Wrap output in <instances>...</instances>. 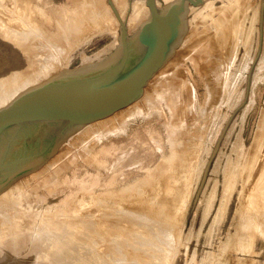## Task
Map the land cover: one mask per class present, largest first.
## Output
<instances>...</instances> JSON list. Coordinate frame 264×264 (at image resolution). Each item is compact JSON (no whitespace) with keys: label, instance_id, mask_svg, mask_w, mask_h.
<instances>
[{"label":"rangeland","instance_id":"374dc122","mask_svg":"<svg viewBox=\"0 0 264 264\" xmlns=\"http://www.w3.org/2000/svg\"><path fill=\"white\" fill-rule=\"evenodd\" d=\"M212 1L213 3L210 6L208 3ZM250 1V3H252H249L250 7L244 5L246 8L243 6L241 9L242 4H240L241 6L237 5L239 6L238 9L240 8L237 10V8L233 6L234 2L232 3V1H230L229 3V0H204L200 7H193L195 10H189L187 17L188 30L183 36L181 43L176 48L174 54L170 57L171 60L169 58L164 65L165 68L163 66V69L159 70L147 84L140 97L142 99H138V102L141 100L140 104L142 105V108L145 106L143 113L137 114V116H124L125 118L123 117L118 121L120 122L123 119L129 118L124 126L125 129L118 130L116 135L115 133L107 135L104 139L102 138L100 140L101 142L99 141L98 144H96V149L99 150L97 151L99 159L96 157L95 160H91L92 163L82 158H78L73 162L71 161V158L75 156L74 152L82 151L85 143L84 141L91 139L88 132L85 133L87 130L86 128L99 127V125L96 124L113 121L114 118L116 119V116L120 117L119 115H121V113L130 109L128 107L132 108L136 106L137 104L134 105V103H137L136 101L124 108L125 110L121 109L108 118H105L106 120L112 118L109 121L104 120V122H102V119L101 121L93 122V124L91 123L92 125L88 124L82 126L78 129L79 131L76 130L61 143L56 153L51 155L38 169H42L47 165L49 166L51 162H56L54 161L56 158L58 159L57 162L64 161L63 163L67 164L68 168L66 167V170H61L58 179L59 181L56 183L57 187H54L55 189H46L42 186L41 188L35 186L38 190H32L33 193L27 199V203L23 202L24 204H28L27 209L30 207L33 213H30L28 216V223L26 222V225L28 224L26 228L29 230V233L26 234L25 238L23 236L24 243L21 247L12 249H9L8 247L5 248L6 251H3L4 255L2 256V253L0 254V264L51 263L52 260L45 257V255L50 252L47 251L48 246H45L47 244L41 243L42 240L39 241L37 236L38 220L41 211L45 206L51 204L58 205L59 202L62 201L60 200L61 198H67V204L75 198L78 200L87 198L84 196L85 194H83L85 191L87 194V188L88 190L95 189V187L97 189L121 188L120 186L126 182L133 181L132 178H135L137 173H144L147 165L154 166V163L159 161L161 157L166 155L170 156L169 154L173 149L172 141L174 135H169L168 132H170V130L168 129L169 127L171 128V122L175 123V121H177L175 118L182 120V123L186 128L182 135V138L184 137L182 140H184V149L188 150L189 148V152L186 154V158H188L186 165L182 168L183 170L180 169L181 175L179 173V178L176 177L174 185L173 183L171 184L173 189L171 191L173 192L168 193V196L165 193V196L167 198L169 197V201L174 202L173 211L176 214V218H179L180 222L178 224H181L180 228L183 230L182 233H184L180 235V239L182 240H180L177 246L178 252L176 253V259L174 258L175 263L173 261V264H264V225L259 224L252 234L249 233V236L246 232L243 234L240 230L243 210L246 209L245 206H249L248 204L250 203L248 200H250V194L252 191H255L254 187L259 184L258 182H260L263 173L261 171L264 170V0ZM227 3L229 6H227ZM6 5L7 3H4V6H1L0 4V17L1 15H5ZM254 5L255 7H253ZM233 7L237 11L233 9ZM221 9H229L228 14L231 18L227 21L228 29L225 31L226 36H224V32L220 33V26H218V17L221 13ZM244 10H246L247 13ZM232 11H236V16H234ZM234 18H236L237 21H234ZM240 20H244L242 21V26L239 24L242 28L238 25ZM236 22L237 26H239L237 33L234 32L233 28L231 29L233 26L232 23H235L236 25ZM230 25L231 27L229 28ZM116 29L117 28L115 27L114 33L111 30L98 32L94 34L90 40L83 42V44H81L72 54L67 67H75L85 63L82 58L83 52L87 55L90 54L89 56H91L93 53L95 54L96 51L98 52V50L100 51L101 48L103 49V47L106 46L109 47L106 52L102 53L101 58L112 52L119 44V42L116 41L111 47V43L117 40L118 30ZM1 33L2 32L0 31V75L13 71V69L16 70L20 68L24 64V61L28 65L34 61L36 56L33 50L30 52L31 49H27L28 46L26 47V45L19 47L21 42L17 40L19 41L17 44L16 39V42L12 40L11 43L9 40L11 38L8 39V36ZM238 33L242 37H239V35H237ZM245 34H247V36ZM245 37H247V40L244 39ZM21 45L24 44L22 43ZM26 56L30 58H27ZM101 58H96L97 60L94 61H98ZM245 58H247V60ZM29 59L31 61H29ZM242 61H246L245 64L247 65L243 64L241 68L240 64H242ZM247 61H250V63ZM34 62L37 63V61ZM18 64L20 67L17 66ZM212 66L213 69L211 68ZM233 71L235 74L232 73ZM238 73L242 74L240 75ZM227 74H232V76L230 77ZM235 75H237L236 81H234ZM229 77L230 81L232 79L236 84L233 82L229 84ZM168 83L169 85H175L176 88L178 87V90L175 89L176 94L171 92V95L168 93L165 95L166 97H160L156 94V98H154L156 101L149 104L150 102L147 101L149 99L146 100L145 98L152 95V93L154 95L155 88H160ZM224 94L225 98L223 96ZM175 99L177 101H175ZM232 99L233 101H231ZM172 112H175L174 117L171 116ZM82 128L85 131H83L84 134H82ZM137 132L146 139V147L143 151H145V154L149 152L148 158H150L148 159L146 156V158H144V160L146 159L145 161L140 160L141 154H137V157H135L133 162L123 167L121 164L123 163L122 161L125 160L119 162L115 159L112 160V158H114L113 156L122 145H126L129 139L135 138V136L132 135ZM156 136L159 137V139H157ZM103 145L105 148L102 147ZM135 146L131 147L129 150L134 149ZM97 147L100 148L98 149ZM100 149H107V151L104 150L105 155ZM154 154L155 156H153ZM65 158L68 162L64 160ZM100 160L102 164L105 161V164L99 165L98 161L100 162ZM188 163L190 164V168ZM113 165L114 168H112ZM196 166L198 167L196 168ZM193 167H195V169ZM37 170L30 172L31 174L28 173L24 175V177L22 176L21 178H24L23 184H35L39 177L31 178V175ZM230 170H234L233 174L235 175L231 176ZM195 172H197L196 175ZM258 173L260 176L257 175ZM128 174L131 175V177L128 176ZM192 174L197 176L196 179ZM182 175L185 176L182 177ZM25 176H30V178H25ZM110 176L111 178H114L111 179ZM116 177L119 179L121 178V181H118L119 179H116ZM230 177L233 179L232 185L229 184ZM165 181L166 179L164 176L160 175L155 177L157 186L162 184L166 187L167 183H165ZM112 184L114 186H112ZM152 186L145 185V189H143L144 193L149 196H156L158 187L154 188ZM61 187H63V189ZM34 191L35 193L37 191V193L35 194ZM188 191L191 193L190 201L186 212L183 211L182 213V204ZM71 192L72 194H69ZM64 195H66V197ZM132 196L134 195L131 193V197ZM149 196L147 197L149 198ZM44 197L46 198L44 199ZM31 198H33V200ZM85 209L86 213L88 211H93L95 210V205L90 203ZM183 214L185 215L184 220H182L184 216ZM36 216L38 219L35 218ZM180 217H182V219H180ZM74 218L75 217H70L69 219ZM41 238L46 242L45 236H41ZM80 254H82L78 256L80 259L81 257L87 258L86 256H89L84 248H82ZM46 261L47 263H45ZM81 263L90 264L88 261Z\"/></svg>","mask_w":264,"mask_h":264},{"label":"bare ground","instance_id":"6f19581e","mask_svg":"<svg viewBox=\"0 0 264 264\" xmlns=\"http://www.w3.org/2000/svg\"><path fill=\"white\" fill-rule=\"evenodd\" d=\"M112 1L115 4L121 18L127 21L128 31L130 34H133L135 31H137V29L140 27L142 22L146 18H148L150 15V9L146 4V0H112ZM170 1L172 0H157V3L160 6H164ZM230 1H232V3L234 2L233 6L237 8V10L240 9V8L238 9V7L241 6L240 4H242L241 9L244 5L245 6L248 5V7H250L249 5L252 4L250 3L251 2L250 0H229V3ZM4 3H7L6 13H4L5 14L4 16L1 15L0 17V31L4 35L8 36L7 37L8 39L11 38L9 39L11 43H12V40L15 41L16 39V41L19 40L21 42L19 47L26 45V47L28 46L27 49L28 48L31 49L30 52L33 50L36 56L34 61H37V63L33 61L34 63L33 62L30 63L29 64L30 66H29L24 61V64L22 63L23 65L21 66L22 68L18 64L17 66H19L20 68L16 70L13 69V71H9L3 75L2 74L0 75V106L9 102L19 92L26 89L27 87H30L34 84L42 82L45 79L49 78V76L51 77L52 75L56 74L59 70L67 67L72 57V54L78 49V47L81 44H83V42L90 40L92 36H94V34L101 32V31H106V30L107 31L111 30L114 33L115 27H116L117 28L116 30H118V36H117V40L111 43V47L116 41L120 42L119 40L120 21L116 13L114 12L113 8L111 7L110 3L108 2V0H0L1 6H4ZM212 3L213 1L208 4L211 6ZM201 5L202 4L191 5L189 7L190 8L189 10L191 9L195 10L194 9L195 7H200ZM227 6H229V4ZM234 7L233 9H235ZM253 7H255V5ZM226 9L225 10L221 9V13L219 14V17H218V20H219L218 26H220L219 30H221L220 33L224 32V34H225V31L228 29L227 21L231 19L228 14L230 8L228 10ZM244 11L246 12V10ZM235 12H233L234 16H236ZM238 12H237V15H238ZM234 21H237V19L234 18ZM242 21L240 20L238 25L240 24L242 26ZM232 25L233 26L231 27L230 25L229 28L230 27L231 29L233 28L234 32L237 33L240 25L237 26V22H236V25L235 23L234 24L232 23ZM247 34L245 35L247 36ZM237 35H239V33ZM224 36H226V34ZM239 37H242V36L239 35ZM246 38L247 37H245L244 39ZM19 41H17L16 43L18 44ZM22 43L24 45H21ZM108 47L109 46L103 47V49L101 48L102 50L100 49V51L99 50L98 52L96 51V53L95 54L93 53V55L91 56H89L90 54L87 55L86 53L83 52L82 53L83 62L84 61L85 63L93 62L94 60L101 58L102 53L106 52ZM27 49L26 51L28 52ZM27 52H23V53H27ZM27 58H30V57H27ZM245 59L247 60V58ZM29 61L31 60L29 59ZM245 62L242 61V64H240L241 68H242V65L245 64ZM248 63H250V61ZM211 68L213 69V66ZM241 68H240V71H241ZM232 73H234V71ZM234 74H233V79H234ZM238 74L241 75L242 73H238ZM227 75H229L230 77L232 76V74L231 75L227 74ZM236 76L237 75H235L234 81H236L237 79ZM230 77L228 78L229 81H230ZM231 82H233L232 79L229 82V84H231ZM177 88L175 85H169L168 83L165 86L164 85L161 86L160 88H155L154 90L155 94L153 95L152 93V95H149L145 99L146 100L149 99L147 101H149L150 102L149 104H151L152 102L156 101V99H154L156 98V94L157 96H160V97H166L165 95L168 93H170L171 95V92H174L173 94H176L175 89ZM223 96L225 98V94ZM240 98H241V95H240ZM140 101L138 102L137 100L136 101L137 103H134V105L137 104L136 106L132 108L128 107L130 109H128L124 113H121V115H119L120 117L116 116V119L114 118V120L111 122L103 123V124H100L99 122H98L99 124L95 123L96 125H99V127L96 126L92 128L90 127L86 128L87 127L86 126L84 127L88 130L87 131L85 129L86 132L82 128L83 129L82 132L83 131L85 133L88 132L91 139H87L84 141L85 143H84V147L82 148V151L75 150L76 151L74 152L75 156L71 158V161L73 162L74 160H77L78 158H82V159H85L91 162V160H95L96 157L98 158L99 154L97 153V151L99 150L96 149V144H98V142L102 138L104 139V137H106L107 135H110L113 133H115L116 135V132L118 130H122L123 128L125 129L124 126L126 124V121L129 118L127 117L128 119H123L122 121L118 122L124 116L125 117L135 116V115L137 116V114H142L145 106L142 108ZM175 101L177 100L175 99ZM231 101H233V99ZM174 114L175 112H172L171 116L174 117ZM111 119H107V120L109 121ZM175 119H177V121H175V123L171 122V128L169 127L168 129L170 130V132H168L169 135H172V134L174 135L173 137L174 139L172 141L173 149L171 150L169 154L170 156L166 155L169 158L164 156V157H161L159 161L154 163V166L147 165L144 173H137L135 175L136 177L132 178L133 181L126 182L125 184L120 186L121 188L117 187V188H112V189H97L95 187V189H89V190L87 188L88 195L86 194V191L83 192V194H85L84 196L87 198L79 199V200L75 198L73 201L68 202V204L66 201L67 198L66 199L61 198L60 200L62 201H60L58 205L51 204V205L45 206V208L41 211L40 218L38 220L37 236H38L39 241L42 240L41 243H46L47 245L45 246H48L47 251H50V252H48L45 255V257L47 259L52 260L51 263L49 264H82L81 262H84V261H88V263L90 264H113V262L114 264H173L174 258L176 259L175 257L176 253L178 252L177 246L180 240H182L180 239L181 238L180 235L184 233H182L183 230H181L180 228L181 224H178L180 220L179 218H176V214L173 211L174 202L169 201L170 199H168L169 197L167 198L165 196V193L168 196V193L173 192L171 191L173 190L171 184L173 183L174 185V182L176 181V177L179 178V173L181 175L180 169H182L184 165H186V162L188 159L186 158V154L187 152H189V148L188 150L184 149V146H183L184 140H182L184 138V137L182 138V135L184 134L186 128L184 124L182 123V120H180L179 118H175ZM104 120L106 119H103L102 122H104ZM84 132L82 134H84ZM132 136H135V138L129 139L128 142L125 138L127 144L126 145L124 144L125 146L122 145L120 149L117 150L116 154L114 156L112 155L114 157L112 158V160L115 159L119 162H121L122 160H125V161H122L123 163L121 164L123 165V167L133 162L135 157H137V154L139 155L141 154L140 160H144L146 156L147 158L149 156L148 155L149 152L145 154L144 153L145 151H143L145 150V147H146L145 146L146 139L142 135L138 134V132ZM157 139H159V137H157ZM133 146H135L134 149L129 150ZM102 147H104V145ZM107 149H103V150L100 149V151L104 153V150L107 151ZM153 156H155V154ZM57 160L58 159L56 158L54 159V161L56 162H53V163L51 162L49 166L48 165L44 166L42 169H38L36 172H33V174L31 175V178L39 177L37 178V182L35 184L34 183L33 185L23 184L24 178H21V179L19 178L18 181H15L14 184L10 185L6 190L0 193V254L2 253V256L4 255L3 251L7 247L9 249L21 247V245H23L24 243V238L26 237V234L29 233L28 232L29 230L26 228L28 225V224L26 225V222L29 220L28 216L30 215V213L31 214L33 213L29 206H28L29 208L27 209L28 204H24L23 202L27 203L28 201L27 199L33 193L32 190L36 189L35 186H39L40 188L42 186L46 189H50V188L52 189L54 187H57L56 183L59 181L58 179L60 177L59 175L61 174L60 172L62 169L64 170L67 167V164L63 163L64 161L63 162L58 161L59 162L58 163ZM64 160L67 161L66 158ZM100 162L98 161L99 165L105 164L104 163L105 161L103 162V164L102 162L101 163ZM114 165L112 168H114ZM197 167L198 166H196V168ZM189 168H190V164H189ZM193 168L195 169V167ZM233 171L234 170H230L231 176L235 175L233 174ZM261 172L263 173L261 175L260 182H258L259 184H257V186L255 187L253 186L255 191H252V193L250 192L251 194L249 193L250 200H248V202L250 204H248L249 205L248 207L245 206L246 209L243 210L242 220L240 219L241 220L240 230L241 232H243V234L244 232H246L248 236L254 232V230L259 224L264 225V170ZM196 174L197 172H195V175ZM160 175L165 177L166 179L165 183H167L166 187L163 186L162 184L161 186L160 183H159L160 186H157L155 182V177L160 176ZM257 175H259V173ZM128 176L131 177V175L129 174ZM184 176L182 175V177ZM196 177L197 176H195V179ZM25 178H30V176L29 177L25 176ZM117 178L118 177H116V179ZM120 179L118 181H121ZM232 180H233L232 177H230V180H229L230 185L233 184ZM115 183H116V180H115ZM145 185H151V186L153 185L152 187L154 188L158 187L157 188L158 192L156 191L157 195L149 196L146 193H144L143 189H145L144 188ZM112 186L114 185L112 184ZM61 188L63 189V187ZM82 190H85V189H82ZM187 190H190V189H187ZM131 193L134 196L131 197ZM69 194H72V192ZM171 194H174V193H171ZM190 195L191 193H189L188 191L186 193V197L184 198V202L182 204L183 205L182 213L183 211L186 212V209L189 204L190 197H191ZM64 196L66 197V195ZM147 196H149V198ZM45 198L46 197H44V199ZM31 199L33 200V198ZM90 203L91 204L93 203L95 205V210L88 211L86 213L85 208ZM221 208H222V205H221ZM82 210H85V211H82ZM68 217L69 218L75 217V218L69 219ZM184 217L185 215L183 216V219L182 217H180V219L184 220L185 219ZM35 218H37V216ZM41 236L42 237L45 236L46 242L43 241V238H41ZM82 248L86 249L87 253L89 254V256L88 255L86 256L87 258H82L80 256L81 257L80 259L78 257L79 255H82L80 254L82 252ZM45 263H47V261Z\"/></svg>","mask_w":264,"mask_h":264},{"label":"water","instance_id":"95a60500","mask_svg":"<svg viewBox=\"0 0 264 264\" xmlns=\"http://www.w3.org/2000/svg\"><path fill=\"white\" fill-rule=\"evenodd\" d=\"M146 0L150 15L133 34L115 4L119 44L98 61L65 67L0 106V193L37 170L73 132L137 101L188 30L191 5Z\"/></svg>","mask_w":264,"mask_h":264}]
</instances>
